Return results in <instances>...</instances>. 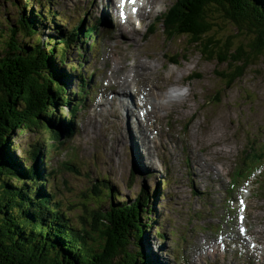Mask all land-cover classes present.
<instances>
[{"label":"rangeland","instance_id":"374dc122","mask_svg":"<svg viewBox=\"0 0 264 264\" xmlns=\"http://www.w3.org/2000/svg\"><path fill=\"white\" fill-rule=\"evenodd\" d=\"M29 1L18 0L14 5L10 0H0V34L8 25V22H11L10 19L17 15L27 17L31 21H33V17L41 18L34 21V23L38 30L46 38H49L59 35L61 32L60 27L73 31L74 27L72 26L80 20L86 27L83 18L86 19L85 22H89L88 14H98L100 10L99 8V10L93 11V6H87L83 0ZM174 1L163 0L160 7L156 11H154L156 8L152 11L154 13L151 21L155 23L152 26V31L150 29V33H148L149 37L147 36L150 41L144 42L143 45L138 39L141 38L149 20L144 22L140 33L135 36L137 39L125 27L122 29V26L116 25V33L113 34V38L101 40V58L98 57L96 52L92 56V52L89 51L86 65L84 63L82 68L79 59L83 57L81 55L83 50L80 53L76 48L68 51V63L62 65L61 70L65 73L63 79L66 80L72 91L81 88L82 83L78 76L79 73L89 74L94 71L92 81L103 82V85L106 83L113 84L118 92L120 89L122 94L119 92V99H121L126 95V92L131 95L130 88L116 87L117 81L123 78L125 72L132 74L131 79L133 81L161 85V87L158 86L162 88L157 90L159 93H162V90L166 91L169 85L166 83L168 80L170 83L176 82L177 85L168 87V89H170L171 97L178 102V105L162 109L169 112L173 111L174 116L171 118L160 117L155 121H151L146 127L141 122H138L135 126V130L142 139L141 143L144 145V152L147 153V156L139 151L131 129L125 125V117L134 115L135 112H126V114L123 112V110L127 111L128 109L123 99L119 100V104L112 111L115 117L114 124L106 118L110 111L108 107L100 108L95 105L89 107L86 112L80 111L77 129L75 125L76 134L73 141L69 140L68 142L77 148L83 170L77 175L70 171L54 173V183L57 184L55 198L60 202V206L68 215L70 222L79 224L83 214V210L80 209L82 207L80 198L83 194H88L91 191L92 184L96 182V176H94L92 169L96 168V165L111 168V170L105 172L109 173L114 184L118 186V190L123 197L119 196L121 199H127L128 197L133 200L144 182L151 184V186H156L159 182L162 184L163 178L168 173L169 181L166 183L165 190L159 186L157 194L161 196L164 192H168L170 199L160 198V201H156V220L151 227L146 229L144 241L142 238L143 248L145 246L148 253L147 256L153 264H231L235 260L232 254L235 249L225 248L224 244L213 235L214 233L210 229L203 230L204 228L200 224L205 217L200 218L196 215V212L207 210V204H210L211 207L219 206L217 192L222 190L219 189V184L215 183L216 172L225 171L234 162L241 161L242 151L245 148L254 145L264 147V54L254 58L246 68L245 74L231 88L223 91L225 93L222 94L220 103L209 100L215 91L219 90L218 82L220 81L214 75L215 62L203 61L199 55H194L189 61H182L180 64L168 61L171 51L177 50L180 41H163L162 16L159 17L158 15H161L165 8ZM49 3L61 16L70 18L72 22L64 21V23L62 21L63 17H56L54 21L50 20L45 14V11L49 8ZM26 4L28 6L24 7ZM41 5L44 13L38 11ZM85 7L90 8L87 14L83 11ZM227 26L226 30H229L231 27L228 23ZM232 28L235 32V27ZM230 32L231 30L224 33L223 36H227L226 34ZM117 33L122 37L121 42L128 45L126 49L133 50L136 55L129 53L121 46ZM87 39L88 42L86 41L85 44L89 45L90 38ZM94 39L95 35L93 36ZM236 40L235 38L232 43L234 47L239 44V41L236 42ZM136 60L139 62L137 63ZM142 61H144L143 64L146 65V69H150L152 72L149 75L150 78L146 80H143V70H140V74H134V67ZM143 64H140L139 67L144 68ZM193 70L195 74H199L200 78L194 77L192 79L191 71ZM118 72L121 74L119 78H115L113 73ZM156 73L157 82L152 79L156 76ZM178 80H184L185 84L180 85L177 82ZM176 90H180L181 93L176 94ZM82 97H84V94ZM72 102H78V98L74 97ZM105 103L112 102L107 99ZM70 110L65 106L58 108L53 116V124L66 128L65 120H69L68 112ZM145 130H149L147 133L153 134H183L191 145L190 153L187 154L190 158L189 162L187 163L184 154L180 151L181 145L177 143L176 149L173 146L168 155L169 160L163 164L158 158L156 145L148 139V135H145ZM51 134L53 135L50 128L45 126L37 131L18 132L12 138L11 152L14 160L25 162L26 166L32 165L35 163L33 162L32 152H37V149H39V153L42 150L46 153L49 148L54 151L52 144L67 139L65 135L62 137L56 136L59 139L57 141V139L51 137ZM128 135L129 138L126 140ZM122 138L128 147H125L121 143L122 141L118 143L114 141ZM133 145L138 149L136 150ZM163 147L167 149L168 144H163ZM65 152L55 156L54 159L63 158ZM103 152L108 156H105ZM69 153L66 154L69 155ZM191 153L194 156L193 159ZM95 156L96 158H94ZM93 158L95 162L88 166L87 162H92ZM193 162H196L204 170L195 169L196 178L192 174ZM48 164L44 165V169L50 167V165L48 167ZM54 166L55 164H52V167ZM132 168L136 173V180L133 185L130 183ZM164 168L169 170L166 171ZM209 170H213V173L210 178H207L203 173ZM88 174H90V177H88ZM192 185L197 188V193L203 191V188H207L208 193L203 197L194 196ZM47 190L48 192L53 191L49 188ZM258 199L259 201L252 203L257 205V207L253 206L252 212L257 218L262 219L264 218V199ZM220 202L222 201L220 200ZM259 207L260 210H258ZM216 208L219 209L212 216H216L215 213L223 214L221 206ZM206 221L210 223L212 219L208 217ZM158 227L166 234L165 238L158 235V232H161Z\"/></svg>","mask_w":264,"mask_h":264},{"label":"trees","instance_id":"16d2710c","mask_svg":"<svg viewBox=\"0 0 264 264\" xmlns=\"http://www.w3.org/2000/svg\"><path fill=\"white\" fill-rule=\"evenodd\" d=\"M160 16L163 41H180L168 61L180 64L199 55L203 61L215 62L214 75L220 82L211 101L220 103L223 91L245 74L254 58L264 54V0H175ZM39 19L16 15L0 34V264H153L142 238L156 220V201L170 199L168 192L157 194L159 186L165 190L168 173L162 184L144 182L133 200L121 199L118 186L105 172L111 168L96 165L92 168L96 182L80 198L81 221L72 224L55 198L54 173L60 168L48 164V157L66 140L52 144L54 151L39 153L36 148L32 165L14 160L11 145L18 132L45 126L57 141L56 136L65 134L73 141L84 87L72 91L61 69L73 48L79 53L83 50L82 68L88 50L85 42L95 35L93 52L100 32L98 18L86 27L80 20L73 31L60 27L59 35L46 38L34 23ZM227 23L231 32L223 36L229 31ZM191 73L192 79L200 78L194 70ZM74 97L80 101L73 103ZM62 106L71 109L66 128L53 124L55 111ZM71 149L73 161L64 160L62 166L77 175L83 165L75 145ZM47 164L49 168L44 169ZM130 180L133 185V168ZM158 229V235L165 238Z\"/></svg>","mask_w":264,"mask_h":264},{"label":"bare ground","instance_id":"6f19581e","mask_svg":"<svg viewBox=\"0 0 264 264\" xmlns=\"http://www.w3.org/2000/svg\"><path fill=\"white\" fill-rule=\"evenodd\" d=\"M156 8V7H155ZM154 8V9H155ZM153 9V10H154ZM152 10V11H153ZM122 29H123V26L121 27ZM82 32V31H81ZM130 44H132V43H130ZM150 56V55H149ZM136 62L138 63L139 61L138 60H136ZM144 63V61H142V62H140L136 67H134V74H140V70H143L144 71V75H143V80H146V79H149L150 77H149V75L152 73L151 71H150V69H146V65L145 64H143ZM140 64H143L144 65V68H142V67H139V65ZM114 75V77L115 78H119V76H120V74L121 73H113ZM131 75L132 74H127V73H125L124 72V76H123V78L122 79H120L119 81H117V80H115V81H117V83H116V87L118 88V86L120 87V88H123V89H128V88H130V83H131V81H133L132 79H131ZM112 78V77H111ZM169 78V77H168ZM113 79V78H112ZM183 79V78H182ZM183 81V80H182ZM181 80H178L177 82H182ZM137 82V81H136ZM138 83V82H137ZM166 83H168V84H171L170 82H169V80L166 82ZM174 83H176V82H174ZM155 86V89H162V88H160L161 87V85H154ZM158 86H160V87H158ZM155 89H152L151 91H149L148 92V95H149V99H151V100H153V102H151V103H153L154 104V106H155V108L156 109H159V110H162V109H167L168 108V106H172V107H174L176 104L178 105V102H176V100L174 99V98H172L171 97V93H168V92H165V91H163L162 90V93H159V92H157ZM145 90H146V88H145ZM119 92H120V89H119ZM121 93V92H120ZM141 93V90H138L137 91V95H139ZM159 93V94H158ZM181 92H179V94H180ZM122 94V93H121ZM124 94V93H123ZM124 96V95H123ZM127 96H129L128 95V93L126 92V95L124 96V97H127ZM132 96V95H131ZM124 97H122L121 99H119V100H122ZM178 97V96H177ZM189 97V96H188ZM132 98H133V100L135 99V97L134 96H132ZM181 105V104H180ZM182 105H183V103H182ZM177 108V107H176ZM150 114V113H149ZM155 121V120H154ZM155 123V122H154ZM155 126V125H154ZM140 132V131H139ZM129 135H130V133H129ZM129 135H128V137H127V139L126 140H128V138H129ZM145 135H147V130H145ZM223 137V136H222ZM124 138V137H123ZM123 138L121 139L122 141H123ZM117 140H120V139H117ZM223 145V144H222ZM138 149V148H137ZM117 154V153H116ZM44 157V156H43ZM42 157V158H43ZM119 157V156H118ZM111 162V161H110ZM215 170V169H214ZM19 193V192H18ZM95 193V192H94ZM155 257V256H154ZM157 262V261H156Z\"/></svg>","mask_w":264,"mask_h":264}]
</instances>
